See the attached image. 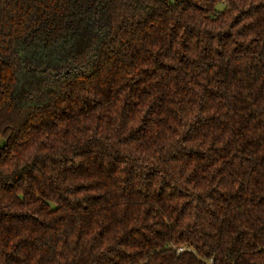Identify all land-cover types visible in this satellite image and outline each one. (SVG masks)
<instances>
[{"label": "trees", "instance_id": "1", "mask_svg": "<svg viewBox=\"0 0 264 264\" xmlns=\"http://www.w3.org/2000/svg\"><path fill=\"white\" fill-rule=\"evenodd\" d=\"M0 264H264V0H0Z\"/></svg>", "mask_w": 264, "mask_h": 264}, {"label": "built area", "instance_id": "2", "mask_svg": "<svg viewBox=\"0 0 264 264\" xmlns=\"http://www.w3.org/2000/svg\"><path fill=\"white\" fill-rule=\"evenodd\" d=\"M183 251V248H178L177 252Z\"/></svg>", "mask_w": 264, "mask_h": 264}]
</instances>
